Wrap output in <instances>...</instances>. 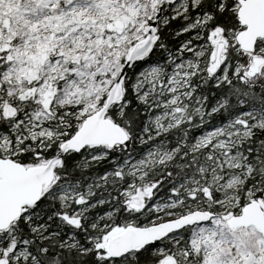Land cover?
Instances as JSON below:
<instances>
[{"label":"snow or ice","instance_id":"1","mask_svg":"<svg viewBox=\"0 0 264 264\" xmlns=\"http://www.w3.org/2000/svg\"><path fill=\"white\" fill-rule=\"evenodd\" d=\"M0 264H264V0H0Z\"/></svg>","mask_w":264,"mask_h":264}]
</instances>
